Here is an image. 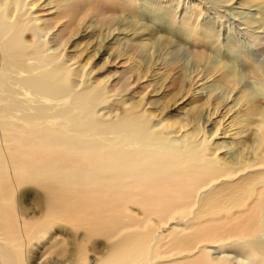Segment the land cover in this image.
<instances>
[{"label":"bare ground","instance_id":"6f19581e","mask_svg":"<svg viewBox=\"0 0 264 264\" xmlns=\"http://www.w3.org/2000/svg\"><path fill=\"white\" fill-rule=\"evenodd\" d=\"M0 264H264V0H0Z\"/></svg>","mask_w":264,"mask_h":264},{"label":"rangeland","instance_id":"374dc122","mask_svg":"<svg viewBox=\"0 0 264 264\" xmlns=\"http://www.w3.org/2000/svg\"><path fill=\"white\" fill-rule=\"evenodd\" d=\"M231 21V20H230Z\"/></svg>","mask_w":264,"mask_h":264}]
</instances>
